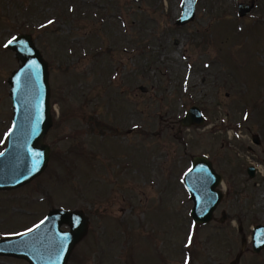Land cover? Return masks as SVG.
Masks as SVG:
<instances>
[{"label": "rangeland", "instance_id": "1", "mask_svg": "<svg viewBox=\"0 0 264 264\" xmlns=\"http://www.w3.org/2000/svg\"><path fill=\"white\" fill-rule=\"evenodd\" d=\"M253 2L239 17L250 0H197L178 26L181 0H0V152L13 36L30 34L48 63L53 119L44 171L0 191V239L63 208L89 218L67 264H264L251 244L264 225V0ZM191 106L205 120L186 127ZM200 155L223 194L204 225L182 183Z\"/></svg>", "mask_w": 264, "mask_h": 264}, {"label": "water", "instance_id": "2", "mask_svg": "<svg viewBox=\"0 0 264 264\" xmlns=\"http://www.w3.org/2000/svg\"><path fill=\"white\" fill-rule=\"evenodd\" d=\"M195 5L196 0H181L176 25H185L194 19ZM253 6V0L250 4L239 3L237 15L245 16ZM6 48L14 52L20 65L8 78L12 119L6 146L0 153V191L28 184L44 171L50 147L43 140L53 123L48 63L32 36H14L6 43ZM203 122L204 117L197 106H191L180 120L186 127L199 126ZM253 142L260 143L258 136L253 137ZM247 173L252 177L254 168L248 167ZM221 179L206 156L192 158L182 182L192 201L190 217L195 224L211 221L213 211L223 197L217 189ZM88 225L89 218L83 211L52 208L32 230L1 238L0 256L21 259L28 264H67L73 248L86 235ZM251 244L255 253L264 248V225L252 228Z\"/></svg>", "mask_w": 264, "mask_h": 264}, {"label": "snow or ice", "instance_id": "3", "mask_svg": "<svg viewBox=\"0 0 264 264\" xmlns=\"http://www.w3.org/2000/svg\"><path fill=\"white\" fill-rule=\"evenodd\" d=\"M49 23H51V21ZM9 43H11V41ZM191 239V236H189V243H191ZM185 264H187V261H185Z\"/></svg>", "mask_w": 264, "mask_h": 264}]
</instances>
